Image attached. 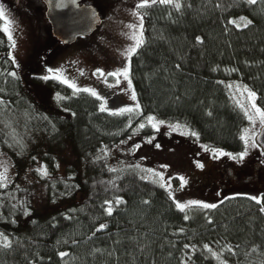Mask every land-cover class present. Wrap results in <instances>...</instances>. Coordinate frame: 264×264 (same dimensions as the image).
Segmentation results:
<instances>
[{
  "label": "trees",
  "instance_id": "trees-1",
  "mask_svg": "<svg viewBox=\"0 0 264 264\" xmlns=\"http://www.w3.org/2000/svg\"><path fill=\"white\" fill-rule=\"evenodd\" d=\"M147 5L129 59L139 108L122 115L58 79L17 73L0 19V149L13 166L0 183V264H264V193L180 211L167 188L112 164L120 142L156 133L148 117L184 125L210 150L245 149L248 120L225 82L250 89L264 112V0ZM33 85L59 97L39 100Z\"/></svg>",
  "mask_w": 264,
  "mask_h": 264
},
{
  "label": "rangeland",
  "instance_id": "rangeland-1",
  "mask_svg": "<svg viewBox=\"0 0 264 264\" xmlns=\"http://www.w3.org/2000/svg\"><path fill=\"white\" fill-rule=\"evenodd\" d=\"M38 1L26 0L23 4L22 0H0L4 13L0 18L2 31L8 39L11 35L10 57L17 73L29 70L46 78L56 76L77 91L87 89L86 92L99 97L101 108L108 112L138 109L129 75V49L136 48L137 39L142 38L140 5L160 0H87L99 10L101 23L92 34L80 36L68 45L58 41L57 47L45 8ZM79 4L85 3L81 0ZM242 19L246 18L233 22L239 24ZM125 71L127 79L119 75ZM225 85L229 97L248 120L240 134L245 144L242 152L207 149L193 141L191 131L184 125L148 117L143 125L151 126L156 133L150 137L134 135L120 142L112 151L113 166L127 164L124 166L134 168L144 179L167 188L177 207L200 204L211 207L223 197L237 194L259 199L264 193V151L256 144L255 136L264 120L256 109L263 111L256 99H250L249 93L255 94L246 86L236 81ZM32 89L42 101L59 97L42 85H33ZM0 176L7 177L0 180L2 185L8 184L13 176L11 160L1 149ZM174 178L178 186L173 184ZM0 240H5L1 234Z\"/></svg>",
  "mask_w": 264,
  "mask_h": 264
},
{
  "label": "water",
  "instance_id": "water-1",
  "mask_svg": "<svg viewBox=\"0 0 264 264\" xmlns=\"http://www.w3.org/2000/svg\"><path fill=\"white\" fill-rule=\"evenodd\" d=\"M52 36L64 45L74 43L78 37L92 34L101 23L99 12L81 0H41ZM256 144L264 151V126L255 136Z\"/></svg>",
  "mask_w": 264,
  "mask_h": 264
},
{
  "label": "snow or ice",
  "instance_id": "snow-or-ice-1",
  "mask_svg": "<svg viewBox=\"0 0 264 264\" xmlns=\"http://www.w3.org/2000/svg\"><path fill=\"white\" fill-rule=\"evenodd\" d=\"M160 2H161V3H168V4H170V3H173V0H160ZM247 3H249V4H251V5H255V4L257 3V0H247ZM148 6H149V5H147V4H142V5H140V7H148ZM175 6L177 7V9L179 8V5H178V4L175 5ZM3 17H4V13H3L2 10H0V18H3ZM246 26H247V24H246ZM4 31L7 32V31H9V29L6 27V28L4 29ZM9 39H11V35H9ZM142 44H143V40H142V38H138L137 41H136V48L129 49V53H130L129 58H130L132 55H135V54H136V50H137V48L141 47ZM119 75H120V76H123L125 79L128 78V72H127V71H125V72H121V73H119ZM56 78H57L56 76H51V77H49V79H56ZM69 86H71V85H69ZM84 91H88V90L85 89ZM245 91H247V90H245ZM91 94H92V95H96L94 92L91 93ZM249 96H250V99H251L252 101H255V99H256L255 95L249 93ZM132 98L135 99V95H133ZM97 99H99L98 96H97ZM253 107H255L254 104H253ZM136 110L138 111V109H136ZM101 111H104V109L102 108ZM133 111H134L133 109H125V110H124L123 112H121V113H114V115H122V114H124V113H131V112H133ZM256 112H257V114L262 118V120H264V112H260L259 109H256ZM150 122H151V120H150ZM243 158H244V157L241 156V159H243ZM41 175L46 176V175H47V172L44 171V172L41 173ZM6 179H7L6 176H0V180H6ZM161 179H163V178L161 177ZM120 203H123V201H121ZM257 203H261V201L257 200ZM178 207H179L180 211H184V210H185L184 206H179V205H178ZM196 207L207 208L208 205L200 204V205H196ZM111 214H112V210H111V207H109L108 215H111ZM9 246H10L9 243H7V242H5V243L3 244V247H5V248H7V247H9Z\"/></svg>",
  "mask_w": 264,
  "mask_h": 264
},
{
  "label": "flooded vegetation",
  "instance_id": "flooded-vegetation-1",
  "mask_svg": "<svg viewBox=\"0 0 264 264\" xmlns=\"http://www.w3.org/2000/svg\"><path fill=\"white\" fill-rule=\"evenodd\" d=\"M4 1H9V0H4ZM22 1H25V2H23V4H26V0H22ZM38 1V0H37ZM83 1V3H85V4H89V3H86V1L87 0H82ZM41 5H43V7L45 8V6H44V4H43V2L40 0V1H38ZM88 2V1H87ZM45 13V12H44Z\"/></svg>",
  "mask_w": 264,
  "mask_h": 264
}]
</instances>
